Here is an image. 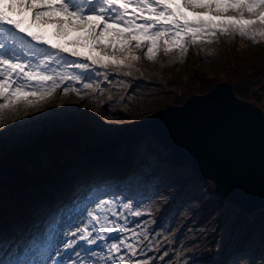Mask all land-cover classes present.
Masks as SVG:
<instances>
[{
    "label": "snow or ice",
    "instance_id": "snow-or-ice-1",
    "mask_svg": "<svg viewBox=\"0 0 264 264\" xmlns=\"http://www.w3.org/2000/svg\"><path fill=\"white\" fill-rule=\"evenodd\" d=\"M130 5H134L131 11ZM187 8L193 9V19L183 11ZM196 9L205 11L200 14ZM229 10L237 15L225 16ZM48 27L56 37H67L73 31L80 36L61 43L46 34ZM236 32L253 41L264 39V0H0V109L21 103L30 107L61 87L65 93L79 94L71 85L82 83L83 88H91L92 83L84 81L102 74L94 66L107 69L124 66V59H137L130 54L133 46H146L151 60L160 48L165 54L178 50L183 55L189 43H211L202 37ZM118 54H125L124 59ZM62 68L68 70H59ZM90 218L99 222L98 216L90 214ZM116 228L125 230L119 225L113 230ZM78 233L79 240L87 245L97 243L87 228L78 229L73 237ZM133 238L135 243L120 239L109 244L113 264H125L137 255L135 244L139 239L135 234L128 239ZM65 244L72 249L77 241ZM122 249L128 250L127 256L121 254ZM134 264L148 262L136 260Z\"/></svg>",
    "mask_w": 264,
    "mask_h": 264
},
{
    "label": "trees",
    "instance_id": "trees-1",
    "mask_svg": "<svg viewBox=\"0 0 264 264\" xmlns=\"http://www.w3.org/2000/svg\"><path fill=\"white\" fill-rule=\"evenodd\" d=\"M200 39L211 40V43L201 42L199 47L198 55L204 57L206 69L196 71L179 65L174 70L177 63L181 64L175 60L163 67L157 65L160 73L156 74L147 72L145 65L140 67L134 60L126 70L122 66L116 68V72L126 77L129 89L137 80L168 88V94L141 98L137 105L153 110L176 105L191 93H205L216 83L226 81L239 98L260 107L264 116V39L253 41L239 33ZM208 74L211 76L207 77ZM18 115L0 116V235L8 233V241L32 224L31 207L48 187L71 182L75 189L97 179L100 166H106L109 171L103 180L113 175L148 187L171 167L166 150L148 136L123 128L115 135L100 132L87 122L84 112L77 115L46 108L30 115ZM43 150L54 159L45 166L37 156ZM24 153L27 155L23 156ZM189 176L195 179L190 172ZM233 214L236 223L242 226L239 243L248 240L259 226L264 247V209L251 215L234 209ZM223 259L222 254L218 256L220 264Z\"/></svg>",
    "mask_w": 264,
    "mask_h": 264
},
{
    "label": "rangeland",
    "instance_id": "rangeland-1",
    "mask_svg": "<svg viewBox=\"0 0 264 264\" xmlns=\"http://www.w3.org/2000/svg\"><path fill=\"white\" fill-rule=\"evenodd\" d=\"M175 2L180 3V0H175ZM183 11L186 12L189 19L194 18L193 9L187 8L183 9ZM195 11L203 14L205 10L196 9ZM213 15H215V13H213ZM224 15L235 16L237 13L229 10ZM245 18H248L247 13L245 14ZM237 33L238 32L233 34ZM46 34L54 40H59L61 43H67L68 41L75 40L80 36L79 33L73 31L70 32L67 37H56L53 34V29L51 27L47 28ZM68 46L72 45L69 44ZM199 47L200 43L194 45L189 43L187 51L183 55H181L178 50H172L165 54L163 48H160L154 59L151 60L147 58L146 46H142L140 48L133 46L130 49V54L137 57V59L134 60L136 65L140 67L145 65L148 68L146 69L147 72H152L153 74L160 73L157 69V65L164 66L166 63H172L173 60L181 61V64L177 63L175 65L177 68H174V70L178 69L179 65H186L187 67L195 68L196 71H199L200 69H206V65L203 64L204 57L198 55L200 53ZM17 48L19 50V46H17ZM25 51L27 52V49H25ZM108 54L111 55V50H109ZM28 55H32V53L28 52ZM234 55L237 56L236 53H234ZM118 56L120 59H124L123 57L125 54H118ZM42 58L43 57H39V59ZM207 59L208 58H205V60ZM132 61L133 59L130 58L124 59L123 68L127 69L128 66H131ZM225 61V63L230 66L226 59ZM228 61L233 62V59L228 57ZM94 67H96L102 74L99 77H92L90 81H84L91 82V88H83L82 83L71 85L77 87L79 91V94H77V92L73 91L65 93L63 91V87H61L60 89H57L53 95L30 107L21 103L11 108L0 109V116L18 117V114L30 115L36 111L38 112L39 110L46 108L51 109L54 112L74 113L77 115L80 112H84L86 120L91 126L96 128L98 131L100 130V132H110V134L112 133L115 135L122 128L125 131L132 130V132H136L134 129L139 120L146 119L155 111L152 108H145L137 105V102L141 98L147 99L149 96L153 95L168 94V88L164 85L147 81L144 82L141 80H137L129 89V83L126 77L117 74L118 72H110L109 68L101 69L98 66ZM115 67L117 68V66ZM59 70L67 71L68 69L62 68ZM73 71L75 72L77 70ZM210 76L211 75L208 74L207 77ZM105 77L106 80H104ZM262 95L264 96V93ZM0 103H3L2 99H0ZM262 104L264 105V100ZM140 151L141 148L136 150L135 154H138ZM25 155H27V153H24L23 156ZM1 156L2 153H0V157ZM37 156L39 162L43 166L50 164L54 160L53 156L51 154L49 155L48 151L44 150L39 151ZM101 168H103L102 173L105 174L106 168L100 166L97 168L98 171H100ZM163 182H165V184L167 183L166 189L170 191L171 198H174L179 193H181V195L177 198L178 200L175 206L172 204L163 205L159 209V213H161L159 218L163 222L164 216L168 213L170 224L167 223L166 225L161 226L162 228H157L154 226L156 221L152 220L150 221V225L140 228L139 232L135 231L134 234L136 237L138 236L137 238L139 239V244H142L143 249L142 252L140 251V254L143 256H141L138 260H146L151 264H218L217 257L222 254L224 256L223 264H263L264 260L262 259V252L264 247L260 227L256 226L252 236L248 238V240L241 241L239 243V232H241L242 226L236 223L235 216L233 214V206L228 204L226 201L223 202L220 197H218V199L211 194V179L206 178L197 182L195 179L190 178L188 164L171 166L165 169L161 176L156 180V183L151 187L152 190L149 194H144L142 189L143 186L141 184L137 185L121 180L117 183V185L122 186L121 183H124L123 187L126 188L122 192L124 196L135 193L134 196L139 194L140 197L144 198V202L140 204L139 208H142L141 211L145 212L149 211L151 208L157 209L155 208L154 203L157 199H161L162 194L157 193L156 190L159 189ZM113 184L114 182H111V186ZM70 185L71 182H68L65 188L62 187L63 189L57 193L56 199L58 202L64 199ZM96 185L97 184L87 186L85 188V194ZM106 186L98 185L97 187L101 188ZM120 186H117V188ZM181 198L183 199L182 204L184 202L188 203L186 207H179L181 206ZM73 201L76 200H70L66 204L61 205L59 207V211L64 206H68L73 203ZM128 201H131V199L129 198ZM39 206L40 205H37L33 208L32 217L41 219L44 218L48 212L52 213V208L46 211V207L41 205V210H38L40 208ZM177 208H180L178 211L179 214L177 213V215L173 217L174 221H172L171 214L174 213ZM55 211L56 210H53V213ZM89 211L91 215L95 214L94 209ZM52 218L57 220L59 224L57 226L52 222V220H50V222L54 224L53 227L51 225V229L48 228L50 231L46 242L49 244L50 250L49 247L44 251H42V247H34L31 256L26 259L25 264H43L46 262V257L50 254L51 248L56 243L57 236L59 235L57 233V229L60 225V221L62 220V217H57V215ZM180 221L184 222L185 230L183 231L182 236L176 238L178 233L176 225L180 224ZM32 222L37 223V221L33 220ZM175 222H177V224ZM155 233L159 234L157 238H154ZM2 236L6 237L5 234ZM2 239L0 240V249H2ZM131 240L135 241V238ZM28 242H31V239H26L17 249L20 251V249H22L21 247L25 248L28 246ZM128 242L131 241L129 240ZM163 243L166 244V248ZM147 251H150V253L146 254L145 252ZM39 252L40 254H37ZM36 254V258L41 259L42 261H32ZM122 254L126 256L128 255L127 252H123ZM152 259L153 262L151 261ZM136 260L137 257H129L128 260L125 261V264H134Z\"/></svg>",
    "mask_w": 264,
    "mask_h": 264
},
{
    "label": "water",
    "instance_id": "water-1",
    "mask_svg": "<svg viewBox=\"0 0 264 264\" xmlns=\"http://www.w3.org/2000/svg\"><path fill=\"white\" fill-rule=\"evenodd\" d=\"M167 150L173 166L188 164L196 181L244 214L264 208V117L220 81L139 122L135 129Z\"/></svg>",
    "mask_w": 264,
    "mask_h": 264
},
{
    "label": "bare ground",
    "instance_id": "bare-ground-1",
    "mask_svg": "<svg viewBox=\"0 0 264 264\" xmlns=\"http://www.w3.org/2000/svg\"><path fill=\"white\" fill-rule=\"evenodd\" d=\"M166 184L163 182L159 189L156 190L157 193L162 194L161 199H157L154 203L155 208L157 209L151 208L149 211L145 212H142V208H139L140 204L144 202V198L140 197L139 194L134 196L135 193H133L124 196V194H122V190H120L121 188H117V186L116 188L114 187L115 189L109 187H94L90 189V191L84 195V199L73 201V203L70 205L64 206L60 209L59 213L57 214V217H62L60 225L57 229V233L59 235L57 236L56 243L51 248L49 254L51 258L47 259L45 263L55 264L56 261H60L61 264H113L112 257L114 254L110 253L108 250L110 243H119L120 239H125L127 242L130 240L132 243H135V241H132L128 238H131L135 231L139 232L140 228L150 225V221L152 220L156 221L154 226L157 228L166 225L167 223L170 224L168 213L164 216L163 222L159 218L161 215V213H159V209L163 205L172 204L175 206L178 200L177 198L181 195V193L176 195L174 198H171L170 191L166 189ZM129 198L131 201H128ZM180 200V208L186 207L188 205L187 202L182 204V198ZM180 208H177L174 213L171 214L172 221H174L173 217L177 215ZM92 209L95 210V214L93 216H98L99 222H94L91 220V213L89 210ZM175 223L177 224V222ZM101 224H105L106 227L101 229ZM116 225H119L125 230L120 231L118 228L113 230ZM176 226L178 231L176 238H179L183 235V231L185 230L184 222H181ZM85 228H87L88 231L92 233L91 238L97 240L96 244L87 245L85 242L80 241V233L73 237L72 233L77 232L78 229ZM158 235V233H155L154 238H157ZM99 236H104L105 239L100 240ZM72 240H76L77 245L72 249H67L65 241ZM164 243L163 245L166 248V244ZM135 246L137 249V255L135 257H137L138 260L141 258V256H143L140 254L142 244L138 243L135 244ZM68 252H70L71 255H68ZM123 252H127L128 254L127 249H122L121 254ZM145 253L148 254L150 251ZM151 261H153V259Z\"/></svg>",
    "mask_w": 264,
    "mask_h": 264
}]
</instances>
